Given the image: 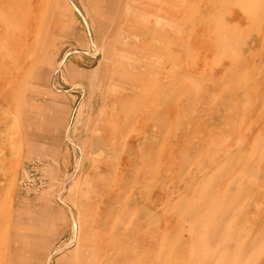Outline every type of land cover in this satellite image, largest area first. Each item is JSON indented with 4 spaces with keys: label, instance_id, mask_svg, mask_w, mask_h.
<instances>
[{
    "label": "rangeland",
    "instance_id": "1",
    "mask_svg": "<svg viewBox=\"0 0 264 264\" xmlns=\"http://www.w3.org/2000/svg\"><path fill=\"white\" fill-rule=\"evenodd\" d=\"M0 264H264V0H0Z\"/></svg>",
    "mask_w": 264,
    "mask_h": 264
},
{
    "label": "crops",
    "instance_id": "2",
    "mask_svg": "<svg viewBox=\"0 0 264 264\" xmlns=\"http://www.w3.org/2000/svg\"><path fill=\"white\" fill-rule=\"evenodd\" d=\"M110 48H111V47H110ZM134 203H135V202H134ZM134 203H133V204H134ZM135 204H136V203H135ZM131 208H132V207L130 206L129 209H131ZM132 209H133V210L135 209V211H136L137 208H136V206H134V208H132ZM132 209H131V210H132ZM86 226H87V225H86L85 223H81V226L79 227V234H80V233H83V234H84V232H87ZM82 247H83V246H82ZM81 250H82V248H81ZM84 250H85V249H83L81 253H83Z\"/></svg>",
    "mask_w": 264,
    "mask_h": 264
}]
</instances>
